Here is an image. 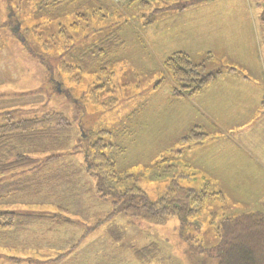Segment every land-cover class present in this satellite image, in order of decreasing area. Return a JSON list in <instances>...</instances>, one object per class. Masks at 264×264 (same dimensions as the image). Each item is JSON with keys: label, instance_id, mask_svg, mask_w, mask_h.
I'll return each instance as SVG.
<instances>
[{"label": "rangeland", "instance_id": "obj_1", "mask_svg": "<svg viewBox=\"0 0 264 264\" xmlns=\"http://www.w3.org/2000/svg\"><path fill=\"white\" fill-rule=\"evenodd\" d=\"M50 1L3 0L7 10L1 16L6 22L0 25V94L1 99H22L0 111L15 110V119L20 111L29 116L62 113L75 120L72 147L80 133L89 137L106 130V142L111 145L108 151L117 170L136 175L137 185L150 200L161 197L170 181L166 176L149 177L146 172L162 156L175 154L178 149L185 156L186 144L195 142L181 137L191 128L194 135L205 134L199 142L209 137L192 111L179 121L186 108L176 107L173 99L192 101L197 93H186L181 99L174 96L181 84L165 69L163 61L179 45L166 38L168 19L185 21L183 6L210 4L213 15L227 22L226 32L232 35L218 50L200 57L197 54L196 58L188 54L191 61L202 64L204 72H220L208 86L233 73L230 69L234 68V73L249 74L264 88V24L253 0H64L54 5ZM165 6L174 10L167 13ZM10 14L15 21H8ZM106 37L113 42L108 62L103 63L101 57L92 61L93 67L87 71L74 68L69 74L64 72L61 62L76 65L80 53H87ZM93 53L98 56L97 49ZM83 56L90 58L89 54ZM261 107L264 109V95ZM251 122L242 121L237 126L240 143L246 149L245 167L248 162L256 166L257 158L251 150L264 145V134L262 143L252 142L255 123L243 125ZM246 151L251 154L247 156ZM51 168L63 175L79 170L77 179L69 185L73 190L82 185L79 189H87V193L80 197L57 194L53 198L43 192L34 197V190H25L0 199V210L47 215L59 204L70 213H65L67 220L62 218L59 224L41 219L19 233L5 232V239H0V264H218V229L227 222L225 218L234 215L233 206L236 204L237 210L264 211V183L251 171L241 173L239 180L245 188L234 196L228 192L222 210L218 199L215 203L210 199L188 223L175 217L163 224L123 214L106 217L112 211L110 202L98 198L91 178L82 176L81 154H70L61 165H50L43 171ZM24 178L27 187L37 184L31 173L26 172ZM55 183L60 186L58 192L66 185L59 180ZM149 243H155L159 251L148 261H139L133 249Z\"/></svg>", "mask_w": 264, "mask_h": 264}, {"label": "trees", "instance_id": "obj_2", "mask_svg": "<svg viewBox=\"0 0 264 264\" xmlns=\"http://www.w3.org/2000/svg\"><path fill=\"white\" fill-rule=\"evenodd\" d=\"M62 1L64 0H51L50 3L54 5ZM253 1L260 10V20L264 24V0ZM9 11L12 12V9ZM12 15L10 14L8 18L9 22L15 21ZM12 31L16 34L14 30ZM112 43L109 37L98 41L95 46L85 51L90 58L85 59L83 56L85 54L82 52L77 56L76 65L61 62L64 72L69 74L74 68L80 72L87 71L93 67L92 61L94 63L101 57L103 63L108 62L106 58L112 52ZM94 48L97 49L96 57L93 53ZM163 65L181 84L180 89L174 91L177 99L183 98L186 93L191 95L198 93L220 74L219 71L204 72L202 64L193 63L184 51L172 52L164 59ZM100 69L108 73L104 67ZM230 70L237 71L234 68ZM1 98L3 96L0 94V109H3L8 103L18 104L22 96ZM13 111L15 110L0 111L2 119L0 122V199L14 193L22 192L23 194L25 190H34V197L43 192L53 198H57V194L63 197L68 195L80 197L83 192L87 193V189L82 191L79 189L82 185L78 190L71 189L69 185L73 178L77 179L76 173L79 170L69 171L71 173L65 175L56 172L53 168L43 171L47 166L61 165L67 156L77 153L83 157L82 176H88L94 184L93 193L98 198L110 202L112 211L106 217L123 214L132 219H141L155 224H163L170 217H175L181 223H188L201 212L208 200L211 199L215 203L218 199L221 207L224 204L221 191L210 189L208 181L190 169L182 158L181 149H178L175 154L169 153L162 156L146 172L149 177L166 176L170 181L161 197L150 200L137 185L136 175L117 170L115 159L108 151L111 145L106 142L105 136L108 133L106 130H99L89 137L80 133L78 143L72 147L70 140L73 136L75 120L72 121L56 111L32 116L20 111L15 114V119ZM192 129L188 130L181 139L186 141L192 139L196 143L205 136L203 133L192 134ZM189 144L191 143H187L186 146L188 147ZM26 172L38 179L37 184L30 187H27L28 184L25 185L27 180L22 178ZM58 180L66 184L63 190L60 189V193L58 192L60 186L55 183ZM42 181H46L47 184H42ZM221 207L220 210L223 209ZM52 210V212L48 211L47 215L0 210V234L2 235L0 239H5V232L19 233L37 220L50 219L58 224L62 222V218L67 220L68 217L64 214H68L69 211L66 207L57 204ZM225 219L227 222L218 229L219 242L216 246L218 264H264V213L260 210L246 211ZM75 221L81 222L78 219ZM75 221L69 222L73 224ZM158 251L155 243L133 249L139 261L144 262L153 258Z\"/></svg>", "mask_w": 264, "mask_h": 264}, {"label": "crops", "instance_id": "obj_3", "mask_svg": "<svg viewBox=\"0 0 264 264\" xmlns=\"http://www.w3.org/2000/svg\"><path fill=\"white\" fill-rule=\"evenodd\" d=\"M165 7L167 13L174 10L168 9L169 6ZM234 7L236 6L230 8ZM217 8H221V6L217 5ZM182 9L187 13L185 21L167 20L170 23L167 27L170 29L166 38L172 41L171 43L179 45L174 51H184L192 58H196L197 54V56H203L208 54L207 52L218 50L221 44L224 45L228 37L232 35L230 32L229 34L226 32L225 24L227 22L213 15L212 11L214 10L210 4L196 3L185 5ZM4 10H7V7L3 0H0V25L6 22V19L1 18ZM175 11L179 13L180 9ZM263 95L264 88L261 81L254 78L252 80L246 73L236 74L233 72L224 74L203 92L192 96L194 97L192 101L173 99L176 107L178 105V108L182 106L186 108L185 112L181 113L180 123L185 120V116L189 117V113L192 111L199 118L201 126L204 127L203 131L209 132L207 133L209 137L200 142L189 144L185 156L182 152V158L194 173L203 176L208 181L210 189L221 191L224 197L223 203L227 199L228 192L234 196L236 192H242L240 189L245 188L239 180L242 172L253 171L256 173L257 180L262 179V183H264V175H262L264 173V155H261L264 145L261 144L260 149L251 150L257 158L256 166H249L251 163L248 162L245 167L243 151L246 149L240 143V127H237L242 121H252L243 125L255 123L254 135L251 139L252 142H261L260 138L264 134V109L259 108ZM195 125L200 127L199 124ZM187 129H189V125ZM258 146L259 144H256V147ZM252 147L253 145L250 148ZM246 154L248 156L251 152L246 151ZM233 207L236 215L251 211V209L237 210L235 209L237 208L236 204ZM254 209L258 211V209ZM262 212L264 213V211Z\"/></svg>", "mask_w": 264, "mask_h": 264}]
</instances>
